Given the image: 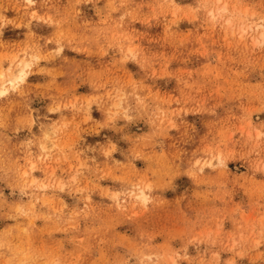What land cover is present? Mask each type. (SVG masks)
<instances>
[{"label": "rangeland", "instance_id": "374dc122", "mask_svg": "<svg viewBox=\"0 0 264 264\" xmlns=\"http://www.w3.org/2000/svg\"><path fill=\"white\" fill-rule=\"evenodd\" d=\"M19 61L0 264H264V0H0Z\"/></svg>", "mask_w": 264, "mask_h": 264}, {"label": "bare ground", "instance_id": "6f19581e", "mask_svg": "<svg viewBox=\"0 0 264 264\" xmlns=\"http://www.w3.org/2000/svg\"><path fill=\"white\" fill-rule=\"evenodd\" d=\"M28 2H29V0H28ZM26 67H28V63H26L25 61H19L18 65L15 67L14 73L13 72L11 73V71H9V74H7V75H6V73L5 74L0 73V92L2 93L5 91L7 84L11 85L15 81H24L26 74H27L25 72ZM15 85H16V83H15ZM141 197H143V196H141Z\"/></svg>", "mask_w": 264, "mask_h": 264}]
</instances>
